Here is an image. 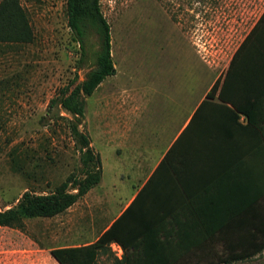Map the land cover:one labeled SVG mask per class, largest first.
I'll return each mask as SVG.
<instances>
[{
	"label": "rangeland",
	"instance_id": "1",
	"mask_svg": "<svg viewBox=\"0 0 264 264\" xmlns=\"http://www.w3.org/2000/svg\"><path fill=\"white\" fill-rule=\"evenodd\" d=\"M20 3L34 37L30 43H0V211L15 207L28 190L47 194L69 176H82V153L69 128L73 115L61 108L49 113L48 109L61 91L74 88V80H85L95 68L100 47L97 34L90 32L82 55L68 26L66 0ZM100 5L111 28L116 65V75L103 82L116 88L111 94L122 93L131 74L144 73V77L146 69L156 64L182 63V46L186 68L194 66L190 70L199 72L203 93L216 74L223 73L226 59L257 20L264 0H101ZM100 92L87 99L83 127L95 140L96 150L103 152V187L111 193V186L119 181L110 154L95 139L94 113L106 109L97 105ZM98 197L92 194L87 202L83 197L53 218L24 219L22 226L0 227V264H59L51 254L54 248L96 241L110 223ZM214 249L223 252L220 246ZM114 257L112 248L101 264H112ZM190 264L223 263L215 258ZM230 264H264V253Z\"/></svg>",
	"mask_w": 264,
	"mask_h": 264
},
{
	"label": "crops",
	"instance_id": "2",
	"mask_svg": "<svg viewBox=\"0 0 264 264\" xmlns=\"http://www.w3.org/2000/svg\"><path fill=\"white\" fill-rule=\"evenodd\" d=\"M184 53L182 46V63L156 64L144 77L131 74L122 93L111 94L116 88L104 83L97 89V105L106 109L94 113L95 139L110 154L119 184L106 193L102 178L84 200L99 196L110 220L103 232L133 202L139 210L159 201L176 216L161 228L181 233L183 243L224 231L206 243L247 244V231L264 215V8L212 83L224 82L223 104L219 94L203 102L212 85L201 92L200 74L186 68ZM96 151L103 168V152ZM146 185L150 191L140 197Z\"/></svg>",
	"mask_w": 264,
	"mask_h": 264
},
{
	"label": "trees",
	"instance_id": "3",
	"mask_svg": "<svg viewBox=\"0 0 264 264\" xmlns=\"http://www.w3.org/2000/svg\"><path fill=\"white\" fill-rule=\"evenodd\" d=\"M100 1L66 0L68 26L80 44L82 55L85 50L84 39L90 32L97 34L100 47L95 55V68L86 75L85 80L79 83L74 80V88L71 90L67 87L61 91L58 97L50 101L48 109L49 113L55 108H61L73 115L69 128L76 147L82 153V176H69L54 191L47 194L31 190L24 192L15 207L0 211V227L22 226L24 219L53 218L61 215L102 181L100 154L92 146L91 136L83 127L88 97H91L108 77L116 75L112 57L111 28L102 13ZM33 37L27 13L20 0H2L0 43H30ZM215 94H219L223 104L225 86L224 82L221 84L220 79L212 85L203 102L212 100ZM147 191H150L149 185L142 189L140 197ZM159 205L158 201L155 205L152 203L137 210V204L133 202L96 241L85 245L54 248L51 254L59 264H101L102 256L111 254L112 244H117L122 248L123 255L121 259L114 257L112 264H190L195 260L212 262L215 258L220 263L230 264L250 260L264 253V215L258 228L247 231L244 240L247 244L206 243L210 236L215 233L224 235V231H205L204 234L200 233L199 244H187L183 243L182 235L178 231L161 228L164 221H173L176 216L162 211ZM258 219L260 220V215ZM215 246L222 247L223 252L217 253Z\"/></svg>",
	"mask_w": 264,
	"mask_h": 264
},
{
	"label": "built area",
	"instance_id": "4",
	"mask_svg": "<svg viewBox=\"0 0 264 264\" xmlns=\"http://www.w3.org/2000/svg\"><path fill=\"white\" fill-rule=\"evenodd\" d=\"M112 248H113V250L115 251V253L118 254V252H119V250H120L119 246H113V245H112ZM116 256H117V255H116ZM117 257H118V256H117Z\"/></svg>",
	"mask_w": 264,
	"mask_h": 264
},
{
	"label": "bare ground",
	"instance_id": "5",
	"mask_svg": "<svg viewBox=\"0 0 264 264\" xmlns=\"http://www.w3.org/2000/svg\"><path fill=\"white\" fill-rule=\"evenodd\" d=\"M114 33V32H113Z\"/></svg>",
	"mask_w": 264,
	"mask_h": 264
}]
</instances>
